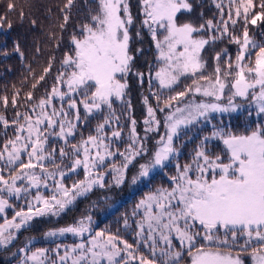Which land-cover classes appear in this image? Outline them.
Here are the masks:
<instances>
[{
    "label": "snow or ice",
    "instance_id": "6c2138e0",
    "mask_svg": "<svg viewBox=\"0 0 264 264\" xmlns=\"http://www.w3.org/2000/svg\"><path fill=\"white\" fill-rule=\"evenodd\" d=\"M140 2L141 23L155 42L160 63L154 77L149 66V90L154 79L158 87L151 95L157 103L153 107L144 98V135L131 119L125 141L114 108L117 102L131 108L126 90L133 61L129 52L133 17L127 0H97V11L72 35L51 87L39 99L28 92L23 103L19 91L15 92L14 118L0 114L5 137L0 143V214L12 207L9 197L25 202L12 219L0 223V246L12 244L34 218L58 217L78 197L96 186L104 187L106 171L119 186L134 162L138 172L133 184L172 164L175 174L169 176V185L147 193L131 218L123 219L125 232L135 225L134 243L119 229L116 233L94 231L91 216H85L44 234L46 240L71 234L78 243L57 244L55 259L47 248L33 251L26 244L19 249L24 253L20 264H244L241 253L245 252H250L252 264H264V42H256L248 30V24L264 20V0L259 12H254V0H227L226 6L224 0H214L220 18L206 22L209 31L219 33L212 40L227 36L229 43L238 45V52L233 63L227 49L223 51V68L222 54L217 53L214 71L208 75L201 53L209 40L195 35L205 25L198 28L177 20L182 11L191 12L189 0ZM72 4L73 0H67L65 8ZM7 7L11 10L15 5ZM68 19L65 14V23ZM3 20L6 17H0ZM240 21L244 27L237 36L230 26L234 29ZM51 71L50 60L32 88ZM135 75L143 83L145 74ZM184 78L191 79V84L178 90ZM226 89L225 104L221 101ZM197 96L203 99L196 100ZM237 98L247 101L249 109L254 107L262 120L243 134L213 123L215 115L238 110ZM0 102L6 109L9 98L0 97ZM18 105L25 110L21 112ZM97 117L100 122L84 136L81 129ZM203 125H211L210 135L203 136L189 160L181 164L177 142L185 137L191 140V130ZM149 139L155 141L151 150ZM213 141L222 144L219 152L210 150ZM81 169L84 179L66 185L65 178Z\"/></svg>",
    "mask_w": 264,
    "mask_h": 264
},
{
    "label": "trees",
    "instance_id": "16d2710c",
    "mask_svg": "<svg viewBox=\"0 0 264 264\" xmlns=\"http://www.w3.org/2000/svg\"><path fill=\"white\" fill-rule=\"evenodd\" d=\"M192 6L191 12L182 11L178 14V23H192L196 27L205 25L203 31L195 33L197 38H204L209 40V44L205 46L201 55L206 61L205 74H212L216 66L214 59L217 53H221V68L224 67L225 57L223 51L227 49L228 54L231 56L233 63L238 52V45L229 43V37L225 36L223 39H217L213 42L212 37L219 36V33L209 31L206 27V22L212 20L216 23L220 16L219 10L215 7L214 0H189ZM8 3H12L15 7L11 10L8 9ZM129 11L133 17V24L129 33L131 35V42L129 45V52L133 56L131 81L129 82L128 89L130 90V99L134 100L136 106L143 108L144 103L139 104V100L147 97L149 104L153 107L156 106V100L152 97L151 92L157 91L153 85L151 91L147 84L148 78H144L143 83L135 75L136 72L141 71L145 76L149 73V66L151 72L157 68V60L153 49L152 38L150 33L143 29L141 21L143 19L142 8L140 0H127ZM257 5L254 12H259L258 7L260 0H254ZM67 0H0V17H6V20L0 21L2 28L0 32V97L7 96L9 98L8 107L5 109L2 102H0V114H3L8 120L14 118L16 108L12 107L11 99L15 92L19 91V100L21 103L26 98L28 92L33 93L34 99H39L45 92V89L51 87L55 74L60 68V62L63 55L70 48V41L72 35L78 34L80 26L90 20V16L97 11V0H73L70 8H65ZM225 6L227 3H224ZM227 8H225V13ZM65 14L69 19L67 23L64 21ZM63 25V28L61 27ZM243 22L240 21L231 28L230 32L240 36L243 31ZM249 36L256 42H264V20L258 21L256 25L248 24ZM139 32V35H137ZM19 47V51H16ZM140 48V52L137 50ZM22 54V55H21ZM54 57V59H52ZM254 59V57H253ZM52 62V71L41 81L35 89L32 88L33 83L40 75L43 74L49 62ZM31 70V71H30ZM185 84H191V79L184 78L181 83L177 85L178 90H183ZM239 105L244 107L237 113L221 118L219 122L214 124L228 125L229 129L237 134H243L249 128H255L258 123H261V117L257 115L256 110L253 111L246 107V103L237 98ZM132 103V102H131ZM21 112L25 110L24 107L17 106ZM126 110V109H125ZM251 111V115L249 112ZM158 116H163L162 113H157ZM163 118V117H162ZM211 126L204 125L193 128L189 135L191 140L187 137L182 140L181 147L179 148V162L181 164L189 160L190 154L200 143V139L205 135H210ZM83 133L87 129L82 128ZM12 134L9 129V135ZM79 135H77L78 137ZM76 137V138H77ZM75 138V139H76ZM5 137L3 135L2 126H0V143H3ZM220 143L213 142L210 150L219 152L222 149ZM178 149V150H179ZM175 174V168L169 164L166 170H158L152 176L147 178L141 185L133 192L127 191V182L121 186L112 189V197L101 199L99 196L102 191L94 189L90 195L78 201L76 205L64 214L61 221L51 224V226L65 225L72 223L87 212L95 214L104 211L99 222V230L111 231L116 233L117 229L120 234L124 236L130 243H134L132 232H125L123 229V219L127 216L130 218L131 213L138 201L143 198L150 191H155L161 186L169 185V176ZM83 178L81 172L70 175L65 178V184L71 183ZM113 207L112 210H108ZM134 229V227H133ZM44 243L38 242L30 245L32 250L36 248H43ZM0 264H10L5 261Z\"/></svg>",
    "mask_w": 264,
    "mask_h": 264
},
{
    "label": "rangeland",
    "instance_id": "374dc122",
    "mask_svg": "<svg viewBox=\"0 0 264 264\" xmlns=\"http://www.w3.org/2000/svg\"><path fill=\"white\" fill-rule=\"evenodd\" d=\"M224 3H227V0H224ZM130 14H131V12H130ZM142 27H143V29H145L147 31V36H148V29L146 27H144L143 25H142ZM130 29H131V26H130L129 30ZM1 30H2V28L0 26V32H1ZM130 37H131V35H130ZM150 37H151V35H150ZM130 42H131V39H130ZM130 42H129V45H130ZM152 43H153V49H154V53H155V59L157 60V64H155V66H157V68L151 72L152 76L154 77L155 71L158 70V68L160 66V63H159V61L157 59L158 52H157V49L155 47V42L153 40H152ZM138 50H137V53L140 52V48ZM139 72H141V71H139ZM130 76L131 75L128 73V76H127L128 86H129V82L131 81V77ZM145 77L148 78V74ZM152 83H153V85H155V88L157 89V87H158L157 82L153 79ZM147 84L149 85L148 81H147ZM227 91L228 90L226 89L225 99L223 101H221V103H225V104L227 103ZM129 94H130V90L127 88V90H126V100H128V98L130 96ZM200 99H203V98L200 97V96L196 97V100H200ZM129 101H130V103L132 102L130 109L128 108L127 104H121L119 102L114 104V108H115L117 114L120 116V123L123 126V136H124V140L125 141L127 139V135H128L129 128H130V120L131 119H135L136 120V122H137L136 123L137 132L141 136H143L144 135V127H145L144 124H143V120L147 117L146 105L145 104H144L145 106L143 108H141V106L138 107V106H136L134 104V100L133 99H130ZM138 101H139V104L140 103L143 104L144 103L143 102L144 98H142L141 100L138 99ZM241 101H242V103H246V107L249 108L247 101H244V100H241ZM239 103L240 102L238 101L237 104H239ZM243 107H244V105H240L238 110L236 112H232L231 114H237ZM251 109L253 111H255L254 107H252ZM229 115H230V113L217 114V115H215L213 120L217 123V122H219L221 120V118L229 116ZM157 117L160 118L161 120L163 119L162 118L163 116L162 117L158 116V114H157ZM99 122H100V118L99 117H97L96 119H90V122L84 127L85 129H87V132L83 133L84 136H87L89 134V132H91L96 127L97 123H99ZM155 135L156 134H152V136H155ZM75 140L78 141L79 140V136ZM181 142H183V141H178L177 144H176L178 149L181 147ZM213 142L219 143L218 141H213ZM154 143H155L154 139H149V141H148L149 150H151L154 147ZM121 150H123V147L121 148ZM179 151H180V149H179ZM120 161H121V158L117 157L116 158L117 165H119ZM141 162H143V161H141ZM134 165L135 166H130L129 167V169H128L127 173H126V179L124 181V182L128 183V185H126V187H127V191H129V192H133L147 178L152 176L156 171L160 170V169L153 170V172L150 174L149 177L141 178L135 184H133L132 183V177L135 176L137 174V172H138V165H136L135 162H134ZM79 172H81L83 174V178L80 179V180H83L84 179L83 170L82 169L78 170L77 173H79ZM77 173H75V174H77ZM75 174H70V175H75ZM80 180H78V181H80ZM75 182H77V181H75ZM75 182H73V183H75ZM73 183H71L69 186H71ZM104 185L105 186L102 187V188L96 186L90 192L86 193L85 195H83L81 197H78L74 201V203L71 206H69L66 210L74 207L78 201H81L82 199H84L85 197L90 195L94 189H98V190L102 191L101 195L99 196L102 200L103 199H107V198H111L113 192H112V189L110 187H114V188L118 187L115 184V182H114L113 174L111 172H107L106 171L105 179H104ZM121 185H119V186H121ZM42 192H43V194L45 196L48 195L47 190H42ZM33 194H35V190H33ZM29 199H31V197H29ZM9 202L12 205V207L6 209L5 213L0 214V223H3L5 218L12 219V216H13L15 211L20 210V208H22V207H25V202H24L23 198L17 199V198H14V197H9ZM112 208L113 207H110L108 210L110 211V210H112ZM66 210L63 213H61L58 217L45 216V217L34 218L33 221L30 224V227L28 229L21 230L19 233L16 234L17 235V239L15 241H13L12 244L8 245L7 247L0 246V262L2 260V261H5L7 263H10V264H20V261L22 260V258L24 256V253L20 252L19 249L21 247H25L26 244H28L30 246V245H32L35 242H38L39 244L44 243L45 246L43 248H47L49 250V254H50L51 258L55 259L56 258L55 257V249H56V245L57 244H60L63 247L64 245H73L75 243H78L79 239L77 237L72 236L71 234H67V235H65L63 237H56V238L51 239V240L44 239V234L47 231L56 230V229H58L60 227L68 226V225L73 224L74 222L79 220L78 219V220H76V221H74L72 223L65 224V225L62 224V225H57V226H51L52 223L63 220ZM103 214H104V211L97 212L95 214H91L90 212H87L86 215H84L83 217L91 216L92 225H93L94 231H99L98 225H99V222L101 220V216ZM130 218H131V216H130ZM130 222H131V220H130ZM133 227L135 229V225L134 224L132 225V230H129L130 232L134 231ZM33 251H35V250H33ZM141 251L142 252H146V250L143 249V248H141ZM237 251H238V248L235 251H233V255H236ZM241 257L243 259L244 264H252V260H251V257H250V252L241 253Z\"/></svg>",
    "mask_w": 264,
    "mask_h": 264
}]
</instances>
